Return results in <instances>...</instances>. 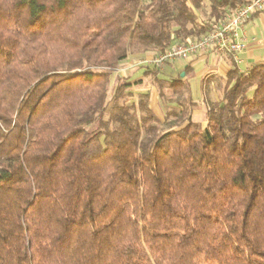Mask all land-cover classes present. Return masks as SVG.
Instances as JSON below:
<instances>
[{"label":"trees","instance_id":"16d2710c","mask_svg":"<svg viewBox=\"0 0 264 264\" xmlns=\"http://www.w3.org/2000/svg\"><path fill=\"white\" fill-rule=\"evenodd\" d=\"M251 1L0 0V264H264V63L114 76Z\"/></svg>","mask_w":264,"mask_h":264},{"label":"built area","instance_id":"2783aa9c","mask_svg":"<svg viewBox=\"0 0 264 264\" xmlns=\"http://www.w3.org/2000/svg\"><path fill=\"white\" fill-rule=\"evenodd\" d=\"M263 11L264 0H252L238 6L224 20L210 24L207 34L201 38L186 42L175 39L164 53L154 55L143 64L159 68L175 60H187L197 55L228 56L238 62L239 55L246 47V38L242 34L243 25L250 16Z\"/></svg>","mask_w":264,"mask_h":264},{"label":"crops","instance_id":"0c3cea01","mask_svg":"<svg viewBox=\"0 0 264 264\" xmlns=\"http://www.w3.org/2000/svg\"><path fill=\"white\" fill-rule=\"evenodd\" d=\"M242 34L246 38V47L239 55V61L235 63L240 72H245L254 64L264 63V11L252 15L246 20L242 28ZM230 68L231 61L227 56L197 55L187 60H175L168 63L162 68L161 77L167 76L169 77L168 80H171L176 78L178 74H180V77H184L186 74L191 94L193 97L196 95L199 98L203 93H201V89L204 80H210L212 77H222ZM140 72L142 76L144 70ZM200 109L204 112V108ZM194 116L195 114L193 118Z\"/></svg>","mask_w":264,"mask_h":264},{"label":"rangeland","instance_id":"374dc122","mask_svg":"<svg viewBox=\"0 0 264 264\" xmlns=\"http://www.w3.org/2000/svg\"><path fill=\"white\" fill-rule=\"evenodd\" d=\"M154 55L152 54H143V55H132L129 56L126 62H124L115 72L114 76L119 75L124 78H128L130 82H135L138 80H141V85L133 89L134 94L138 93H149L150 94V107L158 114L159 117H162V113L160 109H162L163 103L158 97L157 89L151 85V79L150 78H144V76H141L142 70H145V68L154 67L151 65H144L143 62L150 61V59ZM167 64L160 66L159 68H156L158 70L157 79L161 80H168L169 77L162 76V68L166 66ZM155 68V67H154ZM160 73V74H159ZM160 76V77H159ZM159 77V78H158ZM171 78V77H170ZM187 78V77H186ZM173 80V79H171ZM190 87V86H189ZM215 83L212 81L210 82V85H208V90L205 91L207 93H204L205 95H209L208 97L211 99H217L218 94L215 91ZM206 90V89H205ZM191 91V90H190ZM164 92L167 94V91L164 90ZM203 92V89H201V93ZM248 95H251L252 89H247ZM204 94L200 95L198 98L196 95L191 94V97L198 103L197 109L194 110L193 115L195 114L193 120L196 122L203 123L204 120V112L199 110V108H204V105L202 104L203 96ZM196 264H216L208 257H201Z\"/></svg>","mask_w":264,"mask_h":264},{"label":"water","instance_id":"95a60500","mask_svg":"<svg viewBox=\"0 0 264 264\" xmlns=\"http://www.w3.org/2000/svg\"><path fill=\"white\" fill-rule=\"evenodd\" d=\"M181 76H183V74H181Z\"/></svg>","mask_w":264,"mask_h":264}]
</instances>
